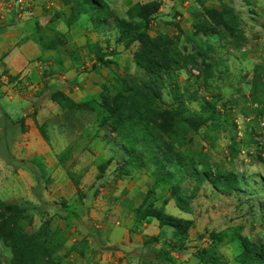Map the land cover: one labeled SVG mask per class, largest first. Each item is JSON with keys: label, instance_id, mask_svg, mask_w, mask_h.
<instances>
[{"label": "rangeland", "instance_id": "1", "mask_svg": "<svg viewBox=\"0 0 264 264\" xmlns=\"http://www.w3.org/2000/svg\"><path fill=\"white\" fill-rule=\"evenodd\" d=\"M153 1L159 3V11L161 9L162 12L159 14L158 11V14L149 23L146 32L151 37L158 33L171 37L174 41L173 50L178 60L188 62L189 66L185 68L178 64L168 72H163L160 75V83L153 87L152 91L144 93L141 85L146 82L148 76L143 70L135 66L132 58L137 45L133 44L129 48H125L122 45L110 44L113 40L111 42L109 40L106 42L108 47H105V41L101 40L99 41L101 50L107 49V53H114L113 56L115 57H113V61L109 60L112 64L106 67L107 69L101 68V72L95 78L97 82H94L93 78V80H88V85H94L91 90L92 88H99V93L103 91L102 95L109 94L110 97L117 95L124 103H134L136 107L131 111H126L130 112V119L125 124L118 126L115 132H112L109 126L101 125L102 122L96 119L95 114L83 108L82 110L69 111L63 107V111L56 112V117H49L46 122L48 124L43 125L41 121L39 125H43L40 129L44 135L49 136L52 142L54 141V131L56 133L64 131L66 134L69 133L66 139H61L66 145V151L60 155V160L65 162L72 153L71 151L75 150L79 152L76 155L80 159L79 166L78 168L73 167L74 169L69 167L66 174L62 170V172L60 171L61 177L55 176V178L59 183L62 182V179L69 178L76 187L75 197L79 200H85L84 208L81 207L83 213L80 211L81 218H74L73 215L69 217L68 207L63 209L60 207L61 202L55 203L60 213L58 217L54 215L50 218L47 224L48 231L45 235L48 251L51 253L54 264H136V261L128 263L129 254L135 256L151 255V250H149L151 247L160 248L159 245L147 247L142 245L144 238L149 239L157 235L155 225L144 228L143 224L140 230L136 228L135 231H131L126 216L116 217V210H123L125 204V202H121V187L124 185L135 187L137 194L135 196L128 195V197H130L132 206L137 207L141 203L140 195L151 187V181L146 177L151 176L152 167H145L141 170L130 167L129 176H132L131 179L118 182L120 180V177H117L120 166H117L122 158L127 159L128 155L138 158L141 155L143 161L147 158V153L143 151L142 145L139 143L138 130L140 127L135 125L136 120L144 117V111L157 109L158 111L175 112L176 109L180 108L183 112V120H188L193 115L199 114L206 102H215L218 115L222 123H225L217 133L210 132L208 124L197 132L189 131L184 124H181L177 134L172 132L179 138L173 135L174 138L170 137V139L167 134L160 131L158 127L160 121L150 118L151 125L162 134V137L160 136L162 142L165 140L166 143H172L177 155L186 158L190 153L196 156L202 154L210 163L212 173H234L240 182L241 191L225 198H217L216 194H211L210 190L197 195L198 198L190 204L191 215L189 218L194 221V227L190 231V239L184 247L172 252L173 260L175 264H200L197 253L207 247L208 233L236 226L243 228V235L251 242L256 244L264 242V94L260 93L261 90H259L260 85H264V0ZM153 1L129 0L128 7L132 8ZM32 2L37 8H44L42 11H48L46 8L48 5L44 0H32ZM14 3L17 9H27L25 0H14ZM53 5L58 6L60 4L53 1ZM54 6L51 8L55 9ZM102 6L106 10L103 3ZM114 6L117 7L116 2ZM222 7L233 9L240 17L238 24L241 34H236L238 39L236 47L238 49L224 40H212L213 44L208 48L204 38L193 36L194 26L208 20L204 16L205 9L212 8L221 11ZM25 9L21 10V15L27 11ZM106 12L108 13L107 10ZM173 13L176 15L175 19L171 17V15L174 16ZM116 14H123L122 9L117 8ZM224 19L227 20L228 25H235L234 22L229 21L230 15H225ZM175 25L178 26L179 30L175 28ZM37 30L38 37L44 36V34L50 35L44 29L43 31L39 28ZM46 37L49 38L48 35ZM51 40L48 42L50 46L55 43V40L54 42ZM88 40L82 41L85 42L84 47L86 49L82 54L85 56L83 60L85 70L81 73L86 75L93 74V64L86 61V53H88L89 48L90 50H98L97 53L100 54L98 44H93L92 40L90 42ZM71 41L73 42L63 49L69 51L72 49V45L81 44L80 41ZM66 44L68 43L66 42ZM110 48H112V52H110ZM200 48H204L207 57L215 60L218 65L208 82L205 81L200 69L201 58L196 57ZM76 50L77 48L73 52ZM190 57L195 58L193 62H191ZM94 75L97 74L94 73ZM121 84L126 85L127 90L121 89ZM35 90L25 92L26 96L34 97V94L39 93V90ZM143 94H146L152 103L145 102L142 98ZM176 100H178L177 103ZM85 101L82 103H91L92 97L91 100L88 98ZM8 126L10 127L11 124ZM6 134L10 135L12 131L9 132L8 128L6 129L3 137L0 138V145L2 146L12 140L10 137L9 140L6 139ZM129 144L135 147L138 152H130L128 150ZM108 161L110 164L102 171L103 166ZM74 165L76 166V164ZM170 166V170L173 171V163ZM174 172L176 178L181 175L180 171L174 170ZM53 183L54 180L49 178L46 184L50 188ZM169 188V185H164L160 190L155 191L154 197L157 208H161L164 200L170 195ZM92 189L96 192L92 195V199L87 201L85 196H88ZM86 210L89 217L84 214ZM90 210L96 213L94 218H90ZM113 211L115 214H111ZM167 213L171 216H183L175 206L169 208ZM112 217L119 219L122 228L128 230L126 241L130 246V251L128 253L124 251V257L121 254L120 260L115 257L110 258V256L103 257L109 255L110 252L99 248L102 244L99 246L98 240L95 241V238L92 237L95 233L88 228V222H92L93 227L96 225L97 228L94 227V231H99V237L103 242L109 244L111 227L118 221ZM28 220V218H23L19 221L20 232L28 236L41 230L44 222L48 221L47 219L44 222L41 220L30 222ZM1 226L2 223L0 222L2 236L0 237V264H11L14 253L5 241L8 234ZM141 231L145 234L142 235ZM122 240L124 238L120 236L118 238L120 244L118 245L123 246ZM21 249L22 246H19L17 253ZM219 254L224 258L226 264H237L227 246H224ZM15 255L18 254L15 253ZM17 260L20 264H29L32 258L23 255L17 256ZM110 260L114 262H110ZM43 262L49 263L46 259Z\"/></svg>", "mask_w": 264, "mask_h": 264}, {"label": "crops", "instance_id": "2", "mask_svg": "<svg viewBox=\"0 0 264 264\" xmlns=\"http://www.w3.org/2000/svg\"><path fill=\"white\" fill-rule=\"evenodd\" d=\"M44 1L48 5L46 7L48 11H42L44 8H37L32 0H25L27 9L15 8L14 0H0V138L3 137L7 128L9 132L12 131V134H6L5 136L6 139L10 137L12 140L8 141L9 143L5 146L0 145V201L5 205L17 206L23 211L25 210L24 218H28L30 222L32 220H41L44 222L45 219L50 220L54 215L58 217L60 212L58 211V206L55 205V203L58 202H61L60 207L63 209H67L68 207L69 217L73 215L74 218H81L80 211L83 213L82 208H84L85 200H79L75 197L77 191L74 183L69 178L62 179V182L59 183L55 178V176L61 177L62 170L66 174L69 167L71 169H74L73 167L78 168L80 159L76 155L79 152L75 150L71 151L72 153L67 160L61 162L60 155L66 151V145L63 144L61 139H66L69 133L66 134L65 131L56 133L54 131L53 142L50 140L49 136L45 134L48 138V142L46 143L40 135L39 129L49 120L50 116H52V118L56 117L57 111H63L57 103L50 100L49 96L52 93H62L75 104L82 103L88 98L95 97L99 94V88H92L91 90V87L94 85H88V80H93L94 78L95 82V78L101 72V68H106L97 64V56H104L105 60L112 61L113 57H115L113 56L114 53H107V49L101 50L102 47L99 41H105V47H108V43L106 42L109 40L110 42L113 40L110 44H115L116 46L122 45L124 47V44L117 42L118 33L114 25V18L99 17L98 15H94L89 9L87 11L80 10L81 12H77V7L75 6L77 0ZM53 1H56L57 4L59 3L60 5L54 6ZM97 1L100 3L102 2L108 12L112 13L117 19L128 21L127 12L131 8L128 7L129 0ZM115 2L117 3V7L114 6ZM52 6H54L55 9H52ZM117 8L122 9L123 14L117 15ZM24 9L27 11L23 12L21 15V10ZM160 12H162L161 9L159 14ZM170 13L172 12L170 11ZM175 16V14L174 16L171 15L174 19ZM38 28L48 29L63 35L68 44L53 50H42L36 42L38 38L36 31ZM71 40H74V42L80 41L81 44L78 46L72 45V49H69V51L63 49L73 42ZM84 40H88V42L92 40L93 44H98V48L100 49V54L97 53L98 50H90V48L88 53H86V61H90V63L93 64V74L91 73L89 75L81 73L85 70L83 68L85 56L82 55L84 49H86L84 47V45H86L85 42H82ZM75 48H77V50L73 52ZM111 49L112 48H110V52H112ZM94 73L97 75H94ZM34 89H36L35 91L39 90V93L34 94V97L30 95L26 96L25 92ZM41 121L43 125L39 126ZM6 123L9 125L11 124V126L9 127ZM11 127L13 129H10ZM122 153L124 155L123 150ZM123 159H125V157H123L122 160ZM74 164H76V166ZM131 177L132 176H123L118 182H124L123 180L131 179ZM150 177L147 176L146 178L150 179L152 187L154 180H152V176ZM49 178L54 180L50 188L46 184ZM133 190L134 192H132ZM209 190L211 194H216L217 198L231 197L235 193H238L234 192L231 195L220 194L219 192H215L208 182L205 183L202 187V191L199 193L201 194L203 191L207 192ZM94 192H96V190L94 191L92 189L89 195L85 196L87 201L92 199ZM136 192L135 187L132 185H124L121 187V202H125V204L123 205V210H116V217L120 218L121 216H126L128 227L131 226V231H135L136 228L140 230L143 224L144 228L155 225L158 235L160 229L158 227V222L155 220L143 222L140 227H135L134 210L142 204L143 197L147 191L140 195L141 203L137 207L132 206L130 197H128V195L135 196V194H137ZM197 198L198 196L194 199ZM191 202L189 203L188 213L180 211L173 200L168 202L164 211L169 215L167 210L175 206L183 216L177 215L172 217L191 220L193 222V228L194 221L189 218L191 215ZM154 207L157 208L155 203ZM90 213V218L96 216V213L91 210ZM84 214L89 217L87 210ZM111 214H115V212L113 211ZM62 216L64 217V215ZM116 217H112V219H117ZM117 220L118 221L112 225L113 227H111L109 244L103 242L99 237V231H94L93 228H97L96 225L93 227L92 225L94 224L88 222V228L95 233L92 237L95 238V241L98 240L99 246L102 244L101 247H98L101 249L103 248L106 252H110L109 255L107 254L103 257L110 256V258L115 257L117 260H120L122 258L121 254H123L124 257V251H127L125 253L130 251V246H128V242L126 241L128 230L122 228L121 222L119 223V219ZM232 228H240L241 236L245 237L242 227L236 226ZM232 228L209 232L208 245L206 248L204 247V249H207L209 246L210 233H219ZM191 229L188 232V240L190 239ZM162 231L166 233V237L160 243L154 245H159L160 248L155 249L151 247L149 249L151 252L160 250L164 242L173 238L175 235V231L168 227H164ZM140 233L142 235L145 234V232L142 233V231ZM120 236L124 238L121 243L123 246L118 245L120 244L118 241ZM149 239L144 238V241ZM188 240L184 246L187 244ZM144 241H142V245ZM224 246L229 248L233 259L242 252V246L239 242H234L232 244L224 242L220 245L217 252L219 253ZM108 247H110V249H108ZM172 252L171 257L174 256ZM146 256L148 255L135 256L129 254L128 258L130 260L128 263H130V261H132V263L136 261V264H141L144 259L148 258ZM110 262L114 261L110 260Z\"/></svg>", "mask_w": 264, "mask_h": 264}, {"label": "trees", "instance_id": "3", "mask_svg": "<svg viewBox=\"0 0 264 264\" xmlns=\"http://www.w3.org/2000/svg\"><path fill=\"white\" fill-rule=\"evenodd\" d=\"M75 6L77 12L91 10L94 15L99 17L114 18V25L118 33V40L124 44L125 48H129L131 45L136 44L137 48L132 54L134 64L137 68L143 70L148 79L142 83V88L145 92L152 91L153 87H156L160 82V75L163 72H168L172 67L181 64L182 67H188V62H182L178 60L173 50V39L163 33H158L151 37L147 32L149 23L155 18L159 11V3L156 1L138 5L130 8L127 12L128 21H121L114 17L110 12H106L102 4L97 0H77ZM80 11V12H81ZM108 11V10H107ZM205 17L208 20L199 25L194 26L193 36H199L205 39L207 47H211L212 40H224L228 41L231 46L236 47L238 39L236 34H241L239 31V16L231 8L222 7L221 11L207 8L204 11ZM225 15H230V20L235 23L234 26L228 25L227 20L224 19ZM107 19V18H105ZM175 28L179 30L178 26ZM43 31V29H41ZM49 34H44L37 38V44L42 50H53L65 45L66 38L56 32H51L48 29ZM38 31V30H37ZM180 32V31H179ZM49 36V38L46 37ZM49 39V40H48ZM51 41L54 45H48ZM229 39V40H227ZM196 57L201 58L200 69L202 75H204L205 81L211 79V74L215 72L218 65L207 54L204 48H200ZM193 62L194 57H190ZM98 64L108 67L112 63L109 60H105L104 56H97ZM121 89L127 90L126 85L121 84ZM260 93L264 94V85H260ZM103 92V91H102ZM99 93L97 96L92 97L91 103H79L75 104L69 100L62 93H52L49 98L51 101L57 103L61 108L67 110L81 109L87 110L96 115V119L100 120L101 125L111 128L112 132H115L118 126L125 124L130 119V112L136 105L134 103H124L119 96L110 97V95H102ZM106 94V93H104ZM142 98L147 103H152L146 94H143ZM91 100V98H90ZM178 100H176L177 103ZM92 104V105H90ZM123 104V105H122ZM146 110V109H145ZM144 117L135 121V125H139V143L142 145V149L146 155L145 161L141 155L138 157H131L128 155L127 159L121 160L117 167V177H127L130 175L129 168H148L152 167L151 176L154 180L152 187L147 191L143 197L142 204L134 210V225L140 227L143 222L155 220L158 222L160 233L145 240L143 246H154L160 243L166 237V233L162 231L164 227L171 228L175 231L173 238L164 242L163 247L158 251L151 252L148 258L144 259L141 264H175L171 257V252L183 247L188 240V232L193 226L191 220H184L174 218L165 213L164 207L170 200H173L176 207L184 212H189V203L197 197L201 188L205 183H209L216 192L224 195H231L234 192H240V182L234 173H212L210 171L211 165L207 159L199 154L198 156L187 155L186 158L177 155L172 143L165 140L162 142V134L157 131L155 127L151 125L152 120H158L160 131L168 135V138L176 135L178 128L181 124L192 132L199 131L203 126L209 125V131L217 133L225 123L221 121L218 115L215 102H206L199 114L193 115L188 120H183V112L180 108L176 111H158L157 109H151L144 111ZM149 117V118H147ZM151 118V119H150ZM157 131V132H156ZM40 135L47 143L48 139L43 134L42 130H39ZM172 132H175L172 134ZM166 135V137H167ZM161 136V137H160ZM176 137H178L176 135ZM179 138V137H178ZM171 139V138H170ZM154 144V146H152ZM128 150L130 152H138L135 147L129 144ZM176 154V155H175ZM179 154V153H178ZM162 155V157H160ZM178 156V158H176ZM173 163V171L170 170V164ZM106 163L103 170L109 165ZM146 165V166H145ZM128 170H127V169ZM175 171H180L181 175L178 178L175 177ZM164 185H169L170 195L164 200L161 208H155V191L161 189ZM0 222L1 228L5 229L7 236L5 241L12 249L14 257L11 264H20L17 260V256L27 255L32 258L29 264H47L43 260H48V264H54L52 261L51 253L48 251L47 240L45 239L46 232L48 231L47 224L50 220L44 222L41 226V230L35 232L33 235H26L20 232L19 221L24 218L25 212L17 206H8L0 201ZM240 228H232L223 232L209 234V246L207 249L199 250L197 258L200 264H226L224 259L217 252L222 243L232 244L239 242L242 246V252L234 259L237 264H264V242L256 244L251 242L240 234ZM0 237L1 232H0ZM19 246H22L20 251L17 250ZM18 254V255H15Z\"/></svg>", "mask_w": 264, "mask_h": 264}]
</instances>
